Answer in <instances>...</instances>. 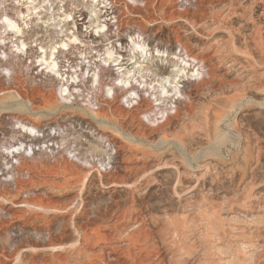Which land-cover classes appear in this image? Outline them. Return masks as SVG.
<instances>
[{
  "label": "rangeland",
  "instance_id": "rangeland-1",
  "mask_svg": "<svg viewBox=\"0 0 264 264\" xmlns=\"http://www.w3.org/2000/svg\"><path fill=\"white\" fill-rule=\"evenodd\" d=\"M29 1L32 5L22 6L31 22L23 31L26 41L38 38L47 47L77 28L86 41L80 49L57 48L62 72H79L80 66L69 65H88L91 48L104 51L108 37L116 41L114 23L109 35L93 34L101 10L96 0ZM127 2L140 13L132 0ZM209 2L201 6L189 0L180 9L202 24L204 12L226 10L222 4L210 9ZM14 4H0V14L6 6L16 16L21 7ZM71 10V20L60 21ZM259 11L250 5L244 17L229 16L214 31L204 23L192 30L178 22L177 32L148 25L143 31L150 48L146 68L186 67L187 76L179 80L181 94L173 95L174 72L166 75L169 96L162 98L159 91L149 97L143 84H134L140 110L120 99V86L114 99L97 89L91 93L86 73L77 85L82 96L71 91L74 97L62 101L57 80L38 73L37 66L27 69L9 52V63L0 65V264H264V33L259 30L264 16ZM136 31L131 26L120 32L123 45ZM211 45L221 51L217 65L206 59ZM30 54L33 59L36 52ZM98 66L102 85L112 83L115 67ZM2 68L12 77L2 75ZM157 80L150 76L148 86L159 90ZM13 91L24 99H8ZM94 94L102 103L89 114L81 100L94 101ZM15 118L39 126L40 135L24 141ZM21 142L32 143V152L4 150Z\"/></svg>",
  "mask_w": 264,
  "mask_h": 264
},
{
  "label": "bare ground",
  "instance_id": "bare-ground-1",
  "mask_svg": "<svg viewBox=\"0 0 264 264\" xmlns=\"http://www.w3.org/2000/svg\"><path fill=\"white\" fill-rule=\"evenodd\" d=\"M0 1H1L0 4L7 2V0H0ZM13 1L15 2L14 6L16 8L21 7V9L16 10V16H12L9 13H7L6 6L3 8L4 10L0 14V34H1V36H0V65H1V67H3L5 65V63H7L9 61V57H10L9 52H12V53L15 52L17 54V57H18V62L21 64L23 63L27 69L31 65L37 66L36 68L39 69L38 73L44 74V72H47L48 75L52 79L57 80L58 81L57 85L59 86L58 87V91H59L58 94H59L60 100L65 101V102L70 100L69 97H74L73 94L71 93V91L77 93L78 94L77 97L82 96V90H81V88H78L77 85L80 83H84V79L82 77L85 73L88 75L90 74L89 76H91V80H89V83H91V85H92L91 93L97 89L99 92H102L103 94H106L107 96H112V98L114 99L115 93L117 90L116 86H120L122 88V90H124L120 95V99L128 105H132L133 107L135 106L136 110L141 109V107H140L141 103L139 104L138 100H141V102H142V99L140 98V94H139L140 92L138 90L139 87H134L135 85L143 84V92H147L149 97L155 96L157 91H159L160 96L162 98L163 96L168 94V90L166 88V85L163 83V81L167 78L166 75L169 76L170 74H173V72H174V74L172 75L173 81H169V84H170L169 87L171 88V91H173V93H174L173 95L181 94V91L178 88L179 80H180V78L187 76V73L185 71L186 67L176 69L174 71V70H169L168 67L166 66L167 67L166 69L159 68L156 70V72L146 68L145 64H148L149 62H148V60H146L145 55L149 53L150 48H149L145 38L143 37V34H144L143 31L148 25H158V31H161L160 30L161 26H169L170 30H174L175 32H177V31H179V29H182L178 25V22H183L182 24L188 25V27H190L192 30H194L196 28V25L200 26L204 23L203 25L205 26V28H210L211 30L214 31V30L223 28L225 23H226V21H224V20L229 18V16L244 17L245 12L247 11L248 6H250V5L253 8H255V10H257V9L260 10L258 15H261L262 17L264 16V0H252V1L249 0L248 3H245V2L242 3L240 0H229V2L226 0H210L211 2H209L208 0L207 1L206 0H197L199 5H201V6H204L206 4V2H209L210 6H211L210 9H212L216 6H219L221 4L224 7H226L225 12H223L222 9H219V8L216 9L215 12L211 15H209V13H207V12L206 13L204 12L202 15L203 18H201L202 20H204V22L202 24H200L201 20L199 19L200 20L199 21L194 14L192 16H189V13L187 10L180 9L183 2L189 1V0H132L133 3H135L134 4L135 7L140 10L139 14H135L133 12V10L129 7L127 0H96L98 3V6L101 7V10L99 11V14H95V22H97V26H96V29L94 30L95 33H93V34L95 35V37L96 36L100 37V34H101V36L109 35L108 33L112 32V30H113L112 25L114 23V25L116 26V31L114 34L116 37V41L113 43L110 40L111 38L108 37L106 39V43H104V45H105V49L103 48L104 51H101V50H98L95 48H91L92 51H94V50L95 51L91 53L92 56L87 57L89 60L88 65L81 66L78 63H75L73 65H69L70 69H72V68L77 69L80 66V69L78 68L79 72L74 70V72H67L66 73V72H62L63 70L61 71V67H63V66H61L59 64L60 63L59 62L60 61V59H59L60 51H57V48H60V49L62 48L64 50L69 45H73L74 48L80 49L82 47V45L85 46L86 41H84L83 39L80 38L79 28H77L76 31L71 32V35H68L66 37V39L62 38V39H59L58 41L51 42L47 47H44V45H46V44L38 41V38L28 42L25 40L23 31L29 27L31 22L28 23L27 20H25V18L28 16V14H26V12H24L22 10V6L25 5V3L28 5H32V2H30L29 0H26L25 3L23 4V2L20 0H13ZM139 2H143V4L141 5ZM26 7L32 8L29 6H26ZM121 8L123 9V11L119 15L116 16L115 15L116 10L121 9ZM72 12H73L72 10L70 12H67L65 17L60 19V21H63V22L70 21ZM222 14H224L223 17H220ZM130 17H135L137 19L131 20ZM208 17H209V19H207L208 20V22H207L205 20V18H208ZM113 19H114V21H113ZM20 21H22V22H20ZM90 22H93V20L90 19ZM259 25H260L259 30L261 31V33H264V22L260 21ZM131 26H135L137 28V31H136V33H128L129 42L126 43V45L125 44L123 45V43H122V37L123 36L121 35L120 32L121 31H123V32L128 31V29ZM73 27H75L74 24H73ZM88 29L89 28L87 27V30ZM202 29H203V27H202ZM6 39H8V40H6ZM259 39H260V41L262 40L261 36ZM91 43L92 42L89 41L87 46L89 47V45ZM117 47H119L120 50H118ZM186 47H184V50L187 52ZM210 48H212V49H211V51H209L208 57L206 59H208L210 61L214 60L216 65H217V63H221L220 60L222 59V57L219 55L221 52L219 50V48L217 46L214 47L213 45H211ZM32 50H34L36 52V55L33 57V59H32V56L30 54V51H32ZM156 52L161 53L158 50H156ZM165 54H166V52H165ZM174 54L176 57H179L178 55H176V53H174ZM186 54H188V53H186ZM162 55H164V51L162 52ZM128 56L130 57L129 59H131V60H129L130 61L129 64H126L125 59ZM136 56H139V57L141 56L142 58L137 59V61L134 62ZM192 59L197 60V57L192 56ZM27 61L29 63H27ZM232 61H230V63H228V64L231 66L232 69L236 70L237 67H235V63ZM136 62L141 63V65L129 67L131 63L136 64ZM99 63L107 64L109 67H111V66L115 67L116 76L114 78H112V83L102 85V83L100 81V79H101L100 78V72L98 71ZM181 63L185 64L186 61L182 60ZM240 67H241L240 69L242 70L243 67L242 66H240ZM40 69H41V72H40ZM43 69L45 71H43ZM9 71L10 70L8 68H2V70H1L2 75H4V76L8 75ZM199 74H201L200 71H199ZM11 75H10V77H12ZM192 75H194V73ZM196 75H197V73H196ZM250 75H252V74H250ZM150 76L158 77V80L156 83L158 84V87L160 88L159 90L155 89V87H154L155 85L148 86L149 83L147 82V79ZM255 76L256 75H254L253 77L256 78L257 76L256 77ZM61 78L65 79V83H63V81H60V80H62ZM142 78L143 79L147 78V79L142 80ZM67 82H70V84H66ZM230 84H232V83H230ZM236 84H238V83H236ZM74 85H76V87ZM12 93H16V95L13 96V94L11 95V93H10V95L7 97L8 99H12V100L14 99L16 101L18 99H20V100L24 99L23 96L19 92L13 91ZM97 94H99V93H97ZM97 94H94L95 95L94 101H90V99H88V98H82V100H81L82 102L86 103V107H82V108L84 110L88 111L89 114L90 113L94 114L96 112V110L98 109V107L95 108L94 106L102 103L101 102L102 100L101 101L99 100V98L97 97L98 96ZM167 96H169V95H167ZM161 98L159 97L155 100L160 101ZM103 103H104V101H103ZM72 105H75V104H72ZM156 105H160V102H158ZM11 110H12V108H10L9 111L8 110L5 111V113L10 112ZM143 111H145V110H143ZM143 113L146 116V114L148 112L145 111ZM15 121H16L17 127L19 129H22V131L25 133V137L23 138L24 141H25V139H27V142H31L33 139H35V138H31V136H34V137L37 136L38 137V135H40V128H39V126H35L36 124L32 125L31 123L25 122L19 118L18 119L15 118ZM105 139H106V142L108 145L112 144V143H110V140H108L106 136H105ZM32 147H33L32 143L26 144L25 142L24 143L21 142L20 144L17 143L16 145H12L10 147H7L4 150H6L7 154L9 155L10 152H11L10 154H13L14 150L19 151L21 148H23L22 149L23 152H26V151L32 152V150H33ZM4 177L6 178L7 174ZM148 183H146V184L149 186ZM150 184H151V182H150ZM109 185L114 186L115 184H109ZM120 186L126 187V186H128V184L127 185L122 184ZM128 188H129V186H128ZM260 192H261V190H260ZM257 196H258V194H257ZM247 197H248V199H250L249 195ZM251 198H253V197H251ZM254 198H255V196H254ZM259 199H261V198H259ZM6 202L12 203L8 200ZM240 204L242 205V203H240ZM24 205H25L24 203L17 204V206H23V207H24ZM246 205H248V204H246ZM252 206L253 205L251 203H249L248 207L251 208ZM259 207H257V208L259 209ZM240 208H241V206H240ZM244 213H246V212H244ZM185 223H186V221H185ZM252 231H253V229H252ZM251 232H249V233H251ZM260 232H261V230H260ZM252 234H253V232H252ZM239 235H241V234H239ZM235 236H236V234H235ZM258 236L260 237L261 235H258ZM258 236H257V239H259ZM260 239H264V235H263V237H260ZM235 242H237V241H235ZM239 242L240 241H238L237 243H239ZM244 243H246V242H244ZM242 244L243 243H241V245ZM260 247H264V246L260 245ZM260 250H261V248H260ZM221 253H223V252H221ZM255 253H256V255H258L256 251H255Z\"/></svg>",
  "mask_w": 264,
  "mask_h": 264
}]
</instances>
